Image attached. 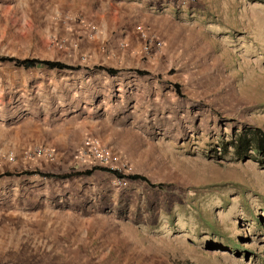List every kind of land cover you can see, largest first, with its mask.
<instances>
[{"label": "rangeland", "instance_id": "rangeland-1", "mask_svg": "<svg viewBox=\"0 0 264 264\" xmlns=\"http://www.w3.org/2000/svg\"><path fill=\"white\" fill-rule=\"evenodd\" d=\"M2 56L74 68L0 61V264H264V1L0 0Z\"/></svg>", "mask_w": 264, "mask_h": 264}, {"label": "trees", "instance_id": "trees-1", "mask_svg": "<svg viewBox=\"0 0 264 264\" xmlns=\"http://www.w3.org/2000/svg\"><path fill=\"white\" fill-rule=\"evenodd\" d=\"M252 1H261L263 2L264 0H252ZM0 61L2 62H12L14 64H16L17 66L20 67H24V68H33V67H46V68H50V69H73L74 67L71 65H68L64 62L61 61H57V60H49V59H37V58H25V59H19V58H15V57H11V56H2L0 57ZM100 69H104L106 70L109 74L114 75L119 73V70L116 68H108V67H104V66H100ZM137 73L139 74H145V71L143 70H136ZM176 90L177 92H181L180 91V85L178 83L175 84ZM108 171H111L112 173H114L115 175L121 176L118 171L115 170H110V169H106ZM94 172V169L92 170H88L83 172L84 174H92ZM30 174H33V172H27ZM44 176H56V177H61V178H65V177H69L71 176V174L68 175H57V174H51V173H44ZM131 179H141L144 181H147L148 183L152 184L153 186H159L162 187L163 184H153L151 183V181L144 175H140V174H135L130 176Z\"/></svg>", "mask_w": 264, "mask_h": 264}, {"label": "built area", "instance_id": "built-area-1", "mask_svg": "<svg viewBox=\"0 0 264 264\" xmlns=\"http://www.w3.org/2000/svg\"><path fill=\"white\" fill-rule=\"evenodd\" d=\"M142 35L144 37H147L146 36L147 34L143 31V29H142ZM153 39H155V36H153V38L151 37V39H149V42H151ZM162 43L163 42L160 39L158 45L161 47ZM147 49H148V45H146V50ZM86 145L89 155L94 161H96V163H98L99 165L109 166L111 168L110 170H115V171L120 170L119 169L120 165H117L118 163H121L120 155L111 145L102 143L98 138L88 139ZM37 152L39 154H45L47 157H51V158L53 157V150L49 148L38 149ZM9 157L13 159V155H9ZM0 159H1V155H0ZM123 166L126 165L123 164Z\"/></svg>", "mask_w": 264, "mask_h": 264}]
</instances>
